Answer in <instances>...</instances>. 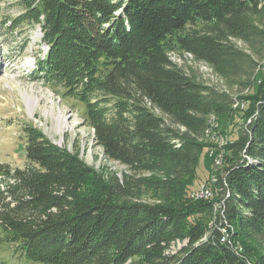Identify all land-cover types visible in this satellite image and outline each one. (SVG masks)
<instances>
[{
    "label": "trees",
    "instance_id": "1",
    "mask_svg": "<svg viewBox=\"0 0 264 264\" xmlns=\"http://www.w3.org/2000/svg\"><path fill=\"white\" fill-rule=\"evenodd\" d=\"M18 2L8 29L38 25L49 48L32 75L86 104L94 139L127 172L107 183L26 128L28 166L0 165L6 242L39 264H264V64L231 42L264 51V0ZM172 50L254 92L239 98L246 120L216 178L215 217L192 194L214 192L210 174L195 185L210 119L235 118L237 103L191 79ZM175 241L187 244L166 254Z\"/></svg>",
    "mask_w": 264,
    "mask_h": 264
},
{
    "label": "rangeland",
    "instance_id": "2",
    "mask_svg": "<svg viewBox=\"0 0 264 264\" xmlns=\"http://www.w3.org/2000/svg\"><path fill=\"white\" fill-rule=\"evenodd\" d=\"M22 12L18 0H6L0 8V165L9 168L24 169L28 166L26 159V128H30L40 137L60 149L78 156L85 167L90 168L96 178L112 182L123 178L127 168L118 162L106 158L103 147L95 138L94 123L86 119V104L70 97H64L61 89H54L36 79L32 74L40 56L47 50L42 43L40 27L22 25L15 30L8 29L9 19L18 17ZM264 29V18H254ZM6 22V24H5ZM5 24V25H4ZM233 45L250 55L258 64H264V51L257 46L254 50L244 41L231 39ZM174 63L195 82L204 84L215 90L231 94L235 100L237 114L235 118L212 117L207 131L201 162L198 169L196 184H200L210 174L214 183V194L205 198L212 207L213 215L221 211V197L216 178L223 174L227 161L225 155L227 146L234 142L238 130L244 125L247 101H241L254 92L245 91L236 81H228L217 74L210 65L198 62L183 51L169 52ZM25 94L36 100L37 105L32 110ZM109 106V105H108ZM228 126L230 131H228ZM217 156L220 159L215 163ZM209 180V181H210ZM204 185V184H202ZM207 185V184H205ZM204 185V186H205ZM209 186V185H208ZM213 196V197H212ZM211 197V198H210ZM151 191L142 197L143 202L154 203ZM220 201V202H219ZM214 217L210 225L212 226ZM186 241H175L166 254H175L186 246ZM0 264H39L27 259L16 245L6 242L4 232L0 229Z\"/></svg>",
    "mask_w": 264,
    "mask_h": 264
},
{
    "label": "built area",
    "instance_id": "3",
    "mask_svg": "<svg viewBox=\"0 0 264 264\" xmlns=\"http://www.w3.org/2000/svg\"><path fill=\"white\" fill-rule=\"evenodd\" d=\"M219 159H220V156H217L215 159V162H217ZM208 195H211L210 189L202 190L201 188H199L197 191L193 192V199L195 200L205 199L208 197Z\"/></svg>",
    "mask_w": 264,
    "mask_h": 264
},
{
    "label": "bare ground",
    "instance_id": "4",
    "mask_svg": "<svg viewBox=\"0 0 264 264\" xmlns=\"http://www.w3.org/2000/svg\"><path fill=\"white\" fill-rule=\"evenodd\" d=\"M26 96H25V98L27 99L26 101H28V103L30 104V107H31V109L33 110L34 109V107L37 105V102H36V100H34L31 96H29V95H27V94H25ZM202 190H209L210 189V192H211V195L212 194H214L213 193V191H212V189H211V186L209 185H201V187H200ZM209 188V189H208ZM192 193V192H191ZM211 195H208V197L209 196H211ZM192 197H193V194H192ZM213 197V196H212ZM211 198V197H210ZM209 200V199H208Z\"/></svg>",
    "mask_w": 264,
    "mask_h": 264
}]
</instances>
